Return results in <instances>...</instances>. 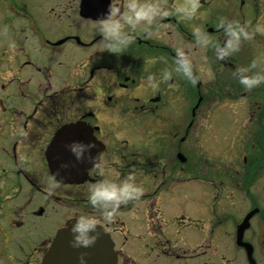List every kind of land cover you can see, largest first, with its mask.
<instances>
[{
    "label": "flooded vegetation",
    "instance_id": "af4514ba",
    "mask_svg": "<svg viewBox=\"0 0 264 264\" xmlns=\"http://www.w3.org/2000/svg\"><path fill=\"white\" fill-rule=\"evenodd\" d=\"M25 1L0 0L17 16L6 23L11 35L0 56V65L9 68L6 81L0 82V125L9 123L12 139L24 135L27 144L42 143L40 155L50 183L77 190L70 196L40 186V193L44 194V188L51 193L46 195V205L41 202L32 214L45 216L53 204L61 216L74 207L94 216L115 242L117 264H264V81L250 87L240 83L243 76L264 75V0H197L199 7L191 15L186 11L193 0H119L117 17L125 12V3H153L169 15L157 14L151 23L141 21L135 28L122 20L120 31L130 40L118 52L105 47L98 31L114 0L38 1L46 28L50 32L57 27L52 34L41 32V20L29 13ZM221 19L224 24L218 28ZM230 21L240 23L231 25L239 37L227 30ZM189 64L191 71L185 73ZM223 69L231 77L229 82L220 78ZM166 73L170 76L165 80ZM212 80L224 85L233 100L248 96L249 106L235 119L233 134L240 140L234 162L239 161V170L217 163L210 169L213 179L222 178L225 171L232 176L228 180L225 174L228 182L220 179L215 185L206 179L205 187L212 184L214 194L207 186L206 193L196 196L186 191L200 181L196 170L201 171L188 162V138L190 128L203 115H197L200 109L189 114L187 107L192 85L200 98ZM77 121L84 122L89 135L103 145L102 172L98 174L94 165L85 174V182L64 185L59 176L56 180L50 176L47 148L63 126ZM185 150L188 157L183 155ZM16 151L17 145L12 146L13 155ZM59 152L56 145L53 153ZM171 160L178 162L177 167ZM111 171L118 176L117 182L134 173L144 192L121 203L109 222L102 208L88 204V193L82 188L104 181L105 172ZM223 190L225 194L220 193ZM139 208L146 216L150 242L120 245V235L129 232L128 215L134 220ZM6 212L0 217V232L10 236L0 244L5 264H42L57 232L76 217L59 219L53 235L25 244L20 243L22 234L13 231L24 222ZM169 213L173 221L165 225L162 220ZM175 224L202 231V241L189 246L186 240L187 248H179L171 241ZM140 228L136 226L137 231ZM210 245L214 251L208 250ZM155 250L157 259H153Z\"/></svg>",
    "mask_w": 264,
    "mask_h": 264
},
{
    "label": "rangeland",
    "instance_id": "374dc122",
    "mask_svg": "<svg viewBox=\"0 0 264 264\" xmlns=\"http://www.w3.org/2000/svg\"><path fill=\"white\" fill-rule=\"evenodd\" d=\"M4 1L7 0H3V2ZM38 1L40 0H27V2L25 1V3L27 4V10L29 11V13H31L37 19L41 20V12L38 6ZM14 19H15V15L11 16V12H8L7 14L5 5L0 4V42H4L6 39L3 38L10 36V32L7 31L6 23ZM41 24L42 26H40L41 27L40 30L42 33L52 34L55 30H57L56 26H52V29L49 32V30L45 26L47 22H45L44 20H41ZM4 48L5 45H3L2 47V44L0 43L1 52H6ZM1 52H0V56H2ZM244 56L245 55L243 54L242 58H244ZM69 62H70L69 66L72 68L73 60H70ZM40 64H42V62ZM5 68H6V64L0 65V76L2 77L0 79V82H5L6 81L5 79H7V76L9 74V68L7 69ZM224 71L225 70L223 69L222 76L220 74V78L225 77V80L229 82V79H231V77L227 72ZM225 90L226 88L224 87V85H217L216 80H214L213 84H211L210 82V84L208 85V89H206L204 93H202L201 91V96L204 98V102H202L203 104L202 110L200 109L197 115L198 116L200 114H205V115L201 117L202 118L201 121H199L196 125L190 128V132H189L190 135L188 138L189 140H191L192 136L197 133L195 130V126H197L196 127L197 131L199 130L201 131L198 132L197 134L198 136L200 134L203 136L202 137L203 141L202 142L200 141L199 144H189V146L190 145L192 146V148L189 149H191L196 154L192 153L191 155H189V158H191V160H188V162L189 164L192 165V167H195L194 165L198 161H202L203 163H206L205 166L204 165L200 166L203 169L200 175H202L203 178L205 179L211 178L212 181L210 182H212L214 185L215 183L219 184L220 179L222 180L226 176L225 174H227L228 177L225 178H227L228 180L229 177H231L232 175L228 174L225 171V174L223 175L224 177L222 176V178L213 179L215 175H213L212 172L207 173L208 168L212 165V163L216 164L218 161H220V158H218L217 156L218 155L217 151L211 150L212 147L218 149L221 145V143L216 144V142L214 141V137L212 136V132H216L220 134V136H224L225 134H228V136H225L224 138L221 139L222 143L228 145V147L226 146L223 147L224 152H226L225 154L228 157L225 158V161L230 166H234L238 168L239 161L238 160L235 162L233 160L231 161V158L234 159L235 156H237V158L239 156V151L237 148L238 147L237 139L240 140V138L233 134L235 133V119L239 114H245L249 106L247 103L243 107L244 111L243 109H241V111H238L241 106V101H236L230 98ZM234 91H238V89H235ZM198 94H199L198 91L192 85L190 91V102L187 107L189 110V114H191L192 109L195 108V104L197 103L199 98ZM213 95H217V96H213ZM235 99H238V96H235ZM215 100L217 101V103H219L218 105H215L216 104ZM207 110H209L208 115H207ZM9 119L10 118H7L5 120V123H7ZM238 119L245 120L246 117L244 118L239 117ZM6 125L7 126L0 125V206L4 205L3 209L0 208V217H4V215L8 213L6 211L10 210L9 213L13 215V218H16V221L18 220L19 222L20 221L24 222L21 225V228L17 226L16 230L15 229L13 230L14 235H16L18 232L22 234L20 235L22 238L21 239L22 241H20V243L24 242L25 244H32L35 242H41V240L43 241L44 239H47L50 235H53L57 229H59L57 228L59 225V219H64L65 221L73 216L87 215V213H85L84 211H82L77 207H74L67 209V211L65 212L63 211L64 213L61 216L59 212H56V208L54 207V205L51 204L50 212H47L45 216L35 217L32 214L35 208L39 207L38 205H41L40 204L41 202L43 205H46L45 204V202L47 201L46 195L51 193L47 191V189L45 190V188L42 190L44 194L40 193L39 192L40 186H44L46 188L47 187L52 188L51 191L53 192L57 191L58 189L59 190L58 193L64 195H70V196H72L71 195L72 193L74 192L76 193L77 190L70 189L65 186H57L56 184L55 185L51 184L49 178L47 177L46 168L43 167L44 165L42 163V157L40 155L41 154L40 149L42 147V143L38 142L37 140H33L30 141L29 144H27V140L26 137H24V135L12 139L14 135H12V132L10 131L9 123H7ZM208 133L212 136L213 139L210 138ZM48 140L49 139H47V142ZM212 142L214 143L213 145ZM231 144L236 146H233V148L231 149L230 147ZM15 145H17V151L13 155V153L11 152V148L12 146ZM201 147H204L206 149V152L202 153V155H199L201 152L200 149ZM235 149H237L236 155H235ZM227 151H229V153H227ZM197 152H199V154ZM183 155L185 157H188L186 150L183 152ZM173 157L175 158V154H173ZM174 162L172 160L170 161V163L174 167H177L178 162L177 161ZM103 169L104 170L107 169L106 165L103 166ZM216 173L217 172L215 170L214 174ZM220 173H223V169L220 170ZM105 174H108V177L106 176L104 178V181H107L108 179L109 181L118 180L117 179L118 176H116V174L112 171L108 173L105 172ZM234 178H236L235 172H234ZM139 179L140 177L135 180L136 183L138 182ZM227 179H224L222 181L228 182ZM31 181H33V183ZM200 183L202 182L200 181ZM91 186L92 184H86V186H84L82 190L86 193H89ZM207 186L208 188L214 187L212 184H209ZM206 187L203 186L202 184H195L186 187L187 189L186 191L190 190L191 195H199L202 194L203 192L206 193L205 190ZM224 187H226L225 184H223V188ZM244 188H246V185L243 182L241 187L242 191ZM223 193L224 192H222V194ZM14 211L17 213L15 214ZM162 221L165 225L171 223L173 219L171 218L170 213L166 217H164ZM1 224L2 223L0 222V225ZM127 224L129 227V232L120 235V240H119V242L121 243L120 245H124V246H128L130 244L139 245L140 243L150 242L149 235L145 234L147 233V229L145 227L146 216L142 208H139L138 213L136 214V218L134 220L131 218V216L128 215ZM136 226L141 227L140 231L136 230ZM172 227H174L175 232L174 235L171 237V241L177 246H180L179 248L184 247V245L185 248H187L188 244H185L186 240L189 241V246H190L191 242L199 241V240L202 241L204 237L202 231H197L193 228L191 229L183 228V227H179L176 224ZM9 237L10 236L5 235L3 232H0V242H1L0 244L5 243L6 239H9ZM208 250L214 251L215 249H213L212 245H210ZM152 254H153V259L159 258L158 257L159 253H157V250H155ZM201 258L202 260L206 259V255H203ZM5 263H6L5 258L0 257V264H5Z\"/></svg>",
    "mask_w": 264,
    "mask_h": 264
},
{
    "label": "clouds",
    "instance_id": "9594fccd",
    "mask_svg": "<svg viewBox=\"0 0 264 264\" xmlns=\"http://www.w3.org/2000/svg\"><path fill=\"white\" fill-rule=\"evenodd\" d=\"M125 12L121 13L117 17L119 12V0H114L108 5L110 11L105 14V17L100 21L98 31L101 34V39L105 44V47L112 52L120 51L122 45H126L130 40V37L120 31L123 28L121 21H127L128 25L135 28L137 24L141 21L151 23L154 16L159 14L160 16H167L169 12L167 10H162L159 6L153 3H125ZM199 7L197 0H193L189 6L186 15H191ZM224 24V19H221L220 23L217 25L221 28ZM232 24L240 25L238 21H230L227 28L231 31L233 36L239 37L240 33L231 27ZM194 32L199 33V29H194ZM247 35V33H245ZM206 36V35H205ZM207 42V41H205ZM231 46V41H229V47ZM179 51V50H178ZM179 55H184L182 51H179ZM185 73L191 71V65H187L184 68ZM170 74H165L163 77L165 80L168 79ZM148 79L151 81L153 79L152 75H149ZM264 81V75L256 74L252 76H243L240 78V83L250 87L255 84ZM197 80L192 79L191 83L196 84ZM70 150L76 156L78 160L84 158V153L88 149L95 147L91 142L85 144L81 141H73L69 146ZM93 164L99 168L102 156L97 153L95 156L91 157ZM102 172V168H99L98 174ZM53 178L57 175L53 173ZM52 188H49L51 191ZM143 193V188L139 186L135 181L134 173H127L122 180L119 182L112 180L109 182L97 180L91 186L89 193L87 195V202L93 208H102V215L105 220L111 221L116 214L117 209L121 203H127L129 200L136 199ZM99 227L96 218L91 215H77L74 222L71 225V232L73 233L74 246L76 247H87L96 239L97 228ZM83 264V258H82Z\"/></svg>",
    "mask_w": 264,
    "mask_h": 264
},
{
    "label": "water",
    "instance_id": "95a60500",
    "mask_svg": "<svg viewBox=\"0 0 264 264\" xmlns=\"http://www.w3.org/2000/svg\"><path fill=\"white\" fill-rule=\"evenodd\" d=\"M68 177L64 180L69 183L82 181L84 174L77 172L70 175L68 170H65ZM70 224L67 229L59 231L57 238L50 248V252L44 259V264H115V256L112 250V241L105 234L103 229L99 228L96 233V239L87 247L74 246L73 233L71 232ZM242 229V228H241ZM78 250H83V256L74 255Z\"/></svg>",
    "mask_w": 264,
    "mask_h": 264
}]
</instances>
